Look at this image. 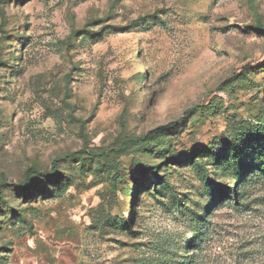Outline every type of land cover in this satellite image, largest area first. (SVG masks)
<instances>
[{
  "label": "rangeland",
  "instance_id": "obj_1",
  "mask_svg": "<svg viewBox=\"0 0 264 264\" xmlns=\"http://www.w3.org/2000/svg\"><path fill=\"white\" fill-rule=\"evenodd\" d=\"M254 165L264 0H0V264H264Z\"/></svg>",
  "mask_w": 264,
  "mask_h": 264
},
{
  "label": "trees",
  "instance_id": "obj_2",
  "mask_svg": "<svg viewBox=\"0 0 264 264\" xmlns=\"http://www.w3.org/2000/svg\"><path fill=\"white\" fill-rule=\"evenodd\" d=\"M197 110H198L197 108H193V109H190L188 111V113L193 112V111H197ZM149 135H151V134H149ZM91 156H93V157H98L99 156L100 160L104 161V162L107 161L108 158H109V154H107V153H104V154H91ZM63 161H66V158L63 159ZM59 162H60V160H55L53 162V166H52L50 172L46 173V174H41L38 171L28 170L27 173H26V178H25L24 183H21L20 185H18V188L21 191H24V190H27L28 188H30V186H31L30 174L32 172H34L35 174H41L42 176L48 177V178L56 177L57 176V167L59 165ZM254 166H255V168H254L255 171H262V170L264 171V165H254ZM249 171L251 173L252 167H250L248 165H245V167L240 172H243L244 176H247ZM113 172H114V181L116 182L121 176L120 175V170L118 168H115V169H113ZM246 173H247V175H246ZM225 195H226V193H225ZM0 196H1V191H0Z\"/></svg>",
  "mask_w": 264,
  "mask_h": 264
}]
</instances>
